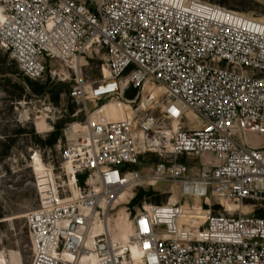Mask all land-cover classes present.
<instances>
[{
    "label": "built area",
    "instance_id": "1",
    "mask_svg": "<svg viewBox=\"0 0 264 264\" xmlns=\"http://www.w3.org/2000/svg\"><path fill=\"white\" fill-rule=\"evenodd\" d=\"M0 14V51L26 78L44 81L53 63L94 48L110 73L70 91L85 119L63 131L51 182L35 177L31 264H264V23L201 0H0ZM149 85L165 89L148 99L165 127L143 104ZM111 101L133 102L134 118L93 120L88 102ZM160 183L176 203L130 213L128 241L97 232Z\"/></svg>",
    "mask_w": 264,
    "mask_h": 264
},
{
    "label": "rangeland",
    "instance_id": "2",
    "mask_svg": "<svg viewBox=\"0 0 264 264\" xmlns=\"http://www.w3.org/2000/svg\"><path fill=\"white\" fill-rule=\"evenodd\" d=\"M201 1L264 21V0ZM105 63V51L94 48L87 52L85 59L76 63L73 59L53 63L49 70L55 71V76L49 73L46 80H31L33 85H30L18 65L8 54L0 51V264H31L32 253L25 215L40 204L33 168L40 164L47 167L58 164V146L63 141V131L68 125L85 119V112H81L82 106L71 99L70 91L80 77L88 91L101 85L109 75L107 67L103 68ZM136 94L132 93V98H126L131 100ZM162 94L160 89L147 87L142 93L143 104L147 107L151 103L148 102L150 96L157 100ZM122 103H100L96 110L90 102L87 106L93 114L104 106ZM161 105L157 102L150 104L148 112L161 118ZM159 125L165 127L167 123L161 118ZM57 129H60L57 142L50 146L49 140L57 133ZM65 149L66 143L63 142L62 152ZM149 162L157 163L159 159L153 155ZM170 188L174 191L170 184L160 183L149 191L154 194L145 196L142 201L118 206L110 223L113 235L118 233L119 241L126 239L129 235L130 213L135 216L144 206H160L170 200L172 204L176 203V197L166 193ZM140 192L147 193L142 188L135 191L136 195ZM225 205L232 212L241 209L240 205L234 203ZM195 206L196 213L204 215V209L199 204ZM244 211H249V207H244Z\"/></svg>",
    "mask_w": 264,
    "mask_h": 264
},
{
    "label": "bare ground",
    "instance_id": "3",
    "mask_svg": "<svg viewBox=\"0 0 264 264\" xmlns=\"http://www.w3.org/2000/svg\"><path fill=\"white\" fill-rule=\"evenodd\" d=\"M2 20H3V17L0 14V21H2ZM258 21L264 23V21H261V20H258ZM73 60H74V63H76V62L80 61L81 59L80 58H74ZM109 75H110V73H109ZM109 75H108V77H107L106 80H108ZM105 83H107V82H105ZM149 86H147V87H149ZM150 87H153V89H156V88L157 89H160V91H162L163 94L165 93V89L163 87H155V86H150ZM103 89H105V87ZM134 115H135L134 108L128 106V111H127V107L125 105H122V104L121 105L120 104H112L110 106H104V107L98 109L95 113L92 114V119L93 120H100L101 119V120H106L108 122H119V121L132 120L134 118ZM189 118L192 121L195 119L194 115L191 114V113H189ZM178 126H179V124L178 123H175L174 124V129L175 130H178ZM68 167H69V169H71L70 166H68ZM33 169H34V175H35V177L38 178L39 182H41V185H44L46 183H50L51 180L53 179L52 178V173L47 168L46 165H41L40 164V165L35 166ZM70 180H71V184H72L73 183V177L72 176H71V179ZM41 188H45V186L44 187H41ZM41 193H42V197H45V193H44L43 190H42ZM75 194L77 195L76 192H75ZM131 196H132V193H130V192L124 193L123 195H121V197H120V199L118 201L119 204L120 203H124L125 201L127 202V200H128L127 198L128 197H131ZM196 204H199V206L201 207L199 201H197L194 204V207H196L195 206ZM28 215H25L26 216V219H27ZM203 221L204 220H197L198 223H203ZM110 223H111V220H110V222H109L108 225H105V227L104 226H101V227L97 226V232H101V231H104L105 230V232H106L107 235H109V233H110V235H111V237L113 238L114 241H119V239H118V233H116V235H113L112 230L110 228ZM128 231H129V235L124 240L125 242L129 240V237L132 234V225H131V222H130V227L128 228ZM117 232H118V230H117ZM133 253H134L135 257H137V258L140 257V254H139L138 250L135 249L134 247H133ZM90 264H96V261L93 260V262L90 263Z\"/></svg>",
    "mask_w": 264,
    "mask_h": 264
},
{
    "label": "trees",
    "instance_id": "4",
    "mask_svg": "<svg viewBox=\"0 0 264 264\" xmlns=\"http://www.w3.org/2000/svg\"><path fill=\"white\" fill-rule=\"evenodd\" d=\"M27 80V83H29L30 85H33L32 81L28 78H26ZM127 98H132V95L130 93H128L127 95ZM124 103H122V105H125L127 108L128 106L127 105H132L133 102H129V101H123ZM96 112V111H95ZM60 129H57V133L55 132L52 136H51V139L49 140V144L50 146H54L57 142V136H58V133H59ZM154 193L152 192H140L137 194V196L134 198V200L132 201L133 204H136L140 201H142V199L145 197V196H150Z\"/></svg>",
    "mask_w": 264,
    "mask_h": 264
}]
</instances>
